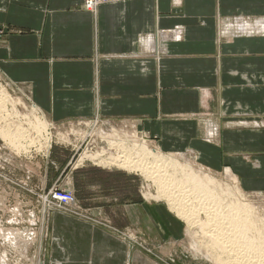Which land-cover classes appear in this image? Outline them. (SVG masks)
I'll list each match as a JSON object with an SVG mask.
<instances>
[{"label":"crops","instance_id":"1","mask_svg":"<svg viewBox=\"0 0 264 264\" xmlns=\"http://www.w3.org/2000/svg\"><path fill=\"white\" fill-rule=\"evenodd\" d=\"M176 1L88 12L83 0H0V77L53 124L123 123L156 151L264 192V0ZM98 203L84 207L110 226L144 225L138 196L115 199L113 220ZM51 237L43 264H150L110 230L59 214Z\"/></svg>","mask_w":264,"mask_h":264},{"label":"rangeland","instance_id":"2","mask_svg":"<svg viewBox=\"0 0 264 264\" xmlns=\"http://www.w3.org/2000/svg\"><path fill=\"white\" fill-rule=\"evenodd\" d=\"M178 2L174 0V6L177 8L181 6V1ZM0 87L4 88L12 99L18 100L14 105L18 117L14 118L13 123L28 121L29 125L35 126L33 116L29 112H24L21 107L23 103L26 106L30 104L28 90L20 85L7 83L1 77ZM8 109L11 111V107ZM26 115L31 121L23 120ZM42 117L49 126L48 133L51 135L47 156L43 151L40 153L41 151L36 152L34 149L29 154L11 152L0 139V259L5 257L3 264H43V260L47 262L52 242L51 225L55 214L110 230L127 245L128 252L138 253L143 262L213 264L204 256L202 247L196 251L189 246V240L184 233V222L169 211L167 201L157 196L159 195L157 188L145 176L115 166H101L92 159L79 162L83 156L94 155L99 151L107 139L105 138L107 133L111 131L127 133L130 136L128 145L131 147L136 138L134 141L145 142L154 154H159L157 148L150 144L151 139H138L133 135L134 131L123 123H107L103 120V122L79 121L59 126L51 123L45 116ZM261 118L263 117L257 116L255 121L259 124L263 121ZM256 131L263 133L264 128H256ZM112 151L114 154L117 153V150ZM178 155L164 153L163 158L177 159L180 164L188 163L193 169L199 168L197 164L200 163L192 155L186 154L184 160H180ZM86 168L92 170L78 173L79 170ZM101 172H109L111 175L107 176ZM210 173L220 183L224 181L223 184H230L233 187L237 185L252 203L264 202L263 191L245 190L239 183L232 184L234 182L225 178L223 172ZM68 182L69 189H72L73 207L63 204L58 196L66 187L64 183ZM95 184L105 187L103 198L97 197L96 191L90 188ZM135 196L143 203L145 211L144 225L142 223V226L136 228L120 229L110 226L108 220L104 222L105 217L101 221L99 215L84 207L85 204L98 202L99 199V202L107 206V218L111 217L113 220L115 218L112 217L109 207L111 203L116 199L129 204ZM151 220L154 222L151 223ZM7 230L13 234L12 242H9V238H2ZM25 240L28 243L25 244ZM19 244H25L24 252Z\"/></svg>","mask_w":264,"mask_h":264},{"label":"bare ground","instance_id":"3","mask_svg":"<svg viewBox=\"0 0 264 264\" xmlns=\"http://www.w3.org/2000/svg\"><path fill=\"white\" fill-rule=\"evenodd\" d=\"M17 102L0 87V139L11 152L29 154L34 149L47 156L51 143L49 126L31 101L29 106L23 103L21 107L33 116L35 126L27 123V119L31 121L27 115L23 117L27 122L13 123L18 117L14 108ZM120 133H107L103 147L79 162L92 159L101 166H115L145 176L157 188V196L167 201L170 212L184 222L189 246L196 251L202 247L204 256L213 264H264L263 201L252 203L237 185L220 183L201 168L163 158L160 151L154 154L145 142L134 141L136 138L131 147L130 136ZM178 158L184 160L183 156ZM2 238H9V242L14 239L10 230ZM25 244H19L23 252ZM0 263H5V257Z\"/></svg>","mask_w":264,"mask_h":264},{"label":"built area","instance_id":"4","mask_svg":"<svg viewBox=\"0 0 264 264\" xmlns=\"http://www.w3.org/2000/svg\"><path fill=\"white\" fill-rule=\"evenodd\" d=\"M125 1H128V0H83L82 8L88 12H95L97 8L101 5L116 4V3L125 2ZM64 184H66V187H64V189L58 195L60 196L59 200L62 201L63 204L72 205L73 207L74 199L72 196V189H69L70 182L64 183Z\"/></svg>","mask_w":264,"mask_h":264}]
</instances>
